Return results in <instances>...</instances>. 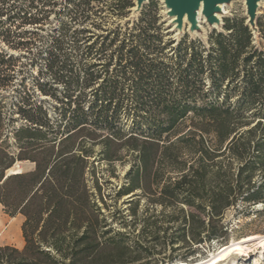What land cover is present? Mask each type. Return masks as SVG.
Returning a JSON list of instances; mask_svg holds the SVG:
<instances>
[{
	"label": "trees",
	"instance_id": "1",
	"mask_svg": "<svg viewBox=\"0 0 264 264\" xmlns=\"http://www.w3.org/2000/svg\"><path fill=\"white\" fill-rule=\"evenodd\" d=\"M59 1L0 0V43L12 49L31 48L33 28L62 1L59 13L69 19L34 53L44 54V67L33 86L20 83L11 111L1 92L13 85L18 58L0 50V204L23 217L24 240L21 248L0 245V264L186 262L199 247L226 240V210L261 203L264 213V48L256 42L264 40V17L256 19V35L240 18L205 38L174 39L148 0L136 17L95 33L87 28L101 27L93 16L101 24L129 17L133 0ZM66 39L81 58H103L101 68L74 64ZM98 78L104 86L90 89ZM122 79L130 87L124 98L115 90ZM35 92L55 103V118ZM112 142L128 157L117 194L127 196L123 225L141 222L136 238L112 230L95 202L97 195L105 204L98 180L95 192L88 183L95 147L111 162ZM17 161L33 168L5 177ZM141 197L147 205L140 210Z\"/></svg>",
	"mask_w": 264,
	"mask_h": 264
},
{
	"label": "rangeland",
	"instance_id": "2",
	"mask_svg": "<svg viewBox=\"0 0 264 264\" xmlns=\"http://www.w3.org/2000/svg\"><path fill=\"white\" fill-rule=\"evenodd\" d=\"M61 1V0H60ZM59 1V3H60ZM156 3L157 9L161 16V20L164 22L165 34L168 38H174L175 31L172 27L168 26L165 4L163 0H153ZM62 4L64 2L62 1ZM62 4H58L55 6L54 10L50 13L48 20L39 28H33L37 31L38 37L36 39V43L32 45L31 48H18L12 49L9 48L3 42L0 43V50L6 51L8 54L13 55L15 58H18L15 65L16 76L14 78L13 85L1 92L2 95L6 97L8 111H11L12 104L15 101L16 95L18 94V90L20 88V83L23 81L28 87L33 86V78L36 75L38 69H43L45 61L43 60V55L34 57V53L37 51H44L46 47L49 45V35L53 33L59 27L61 21H68V16L64 13H59V8ZM100 7V6H99ZM97 7L95 8V10ZM226 13H224L221 17L222 24L225 23L226 19H240L245 18V4L243 0L232 1L231 3L225 5ZM57 12L56 14L54 12ZM106 12V11H105ZM99 14V13H98ZM105 13H102L100 16H103ZM110 15V14H109ZM264 17V0L258 1L257 7V18ZM131 15L129 17H122V19H116L112 15L107 17L104 21V24L100 23V19L98 16H93V22L96 25L101 27L92 26L90 23H87V28L95 33H102L105 27L111 26L113 21L119 20V23L123 24L126 20L131 19ZM91 22V21H90ZM18 22H14L13 25H17ZM204 32L206 34L211 33L212 31H224L222 26H217L212 28L204 23ZM77 27V24H72ZM86 25V24H85ZM81 27V26H80ZM188 27V26H187ZM187 27H183V31L187 33L190 38L199 37V35L192 34L187 31ZM21 29H32L29 25L21 27ZM172 30V31H171ZM85 41V40H84ZM84 41L79 42L81 49L92 42L91 40L86 41V43L82 44ZM257 46L264 48V40H257ZM176 43H173L168 49H166L169 55H174V51L171 49L175 46ZM99 45H95V48H98ZM64 48L66 52H71L72 62L82 63L87 60L92 64H96L94 69H100L101 64L104 59L99 58L98 56H92L90 58L84 59L81 58L78 54H74L76 50L74 46L71 44L69 39L65 40ZM50 75L45 74L43 76L44 80H51ZM104 82L102 78H98L93 85L90 86V89H98L104 86ZM107 85H105L106 87ZM113 86V85H112ZM62 86H59L61 89ZM113 88V87H111ZM88 89V90H90ZM115 90L119 93L122 98L123 94L128 93L130 91V87L126 81L123 79L116 85ZM35 95H38V99L44 101L45 106L47 107L49 114L52 118H55L57 115V110L55 108V103L49 99L47 96H43L35 92ZM124 98V96H123ZM126 104V103H125ZM124 104V105H125ZM17 116V114H15ZM125 120V119H124ZM126 125H130V119L125 120ZM19 125L20 121L14 122ZM10 128V127H9ZM109 152L113 156V160L111 162H107L103 160L99 155H97V151L99 150V146L95 147L96 154L94 157L90 158V169L88 170L87 177L88 183L92 187V191L95 192V180H98V185L100 186V192L104 195L105 204H103L99 198V196L95 195V202L100 206L102 212L107 217L108 223H111L112 230L121 233H128L130 238H136L138 234L141 233V222H137L136 225H123L125 220V214L128 210V205L125 203L127 200V196L118 195L117 192H122V187L126 185L124 175L126 170L129 167V163L123 162L128 157L122 156V147L118 146L116 142H112L108 144ZM124 157V158H123ZM14 170L20 171H29L33 168V164L28 161H17L11 167ZM138 196H141V190H136ZM147 205L146 197H141L139 209L145 208ZM157 209L160 207L155 206ZM263 205L256 204L251 206L250 208L245 209L244 211H238L234 208H230L226 210L224 214V222L230 228L228 231V236L225 241L213 242L211 246H201L199 247L196 257L193 260L186 261L188 264H199L209 261L211 258L216 256L222 247H228L232 244H236L240 242L243 238L250 237L248 240L241 242L240 245L243 248L240 252L233 251L224 258V261L219 262L218 264H264V213L259 212L262 210ZM23 222V217L20 214H16L14 216L6 213L3 206L0 204V245H12L17 248H21L24 245V240L21 232V225ZM107 227L102 228L105 230ZM174 225L171 229H167L166 232L171 233L174 232ZM163 231L160 230L159 234H162ZM177 246V245H175ZM169 255V254H168ZM181 260H176L174 262H167L165 264H176Z\"/></svg>",
	"mask_w": 264,
	"mask_h": 264
},
{
	"label": "water",
	"instance_id": "3",
	"mask_svg": "<svg viewBox=\"0 0 264 264\" xmlns=\"http://www.w3.org/2000/svg\"><path fill=\"white\" fill-rule=\"evenodd\" d=\"M232 1L236 0H163L164 6L167 9L166 16L167 20L173 18L171 22L168 21L169 29L174 27L175 38H179L185 32L183 31L184 23L183 18L186 17L187 22L190 24V27H187V31L193 33V30L197 26V10L200 5L202 7L201 13L206 19V23L212 27V23L215 21L214 13L220 11L217 7L219 4L227 5ZM259 0H244L246 6V20L245 23L250 27L253 34L257 33L256 19H257V7ZM134 6L130 8L131 17H136L143 5H145L148 0H133ZM222 26V22L219 21L218 26ZM213 28V27H212ZM172 31V30H171ZM206 33L202 32L199 35V38H205ZM21 172V171H18ZM12 174L10 169L6 171V176ZM176 264H179L177 262Z\"/></svg>",
	"mask_w": 264,
	"mask_h": 264
},
{
	"label": "bare ground",
	"instance_id": "4",
	"mask_svg": "<svg viewBox=\"0 0 264 264\" xmlns=\"http://www.w3.org/2000/svg\"><path fill=\"white\" fill-rule=\"evenodd\" d=\"M244 4H245V2H244ZM217 7L220 9V11H217V12L214 13L215 21L212 23V27L213 28L218 26L219 21H221L222 15L224 13H226L224 4H219ZM201 9H202V7L200 5L199 9L197 10V16H196L197 26L193 30V33H192V34H195V35H200L202 32H204L205 28H204V25L202 23L208 25L206 23V19L204 18V16L201 13ZM245 11H246V6H245ZM172 20H173V18H170L169 22H171ZM183 23H184V27H187V26L190 27V24L187 22L186 17L183 18ZM172 29H174V27H172ZM10 171L12 173H17L20 170H14L13 168H10ZM251 237L252 236L243 238L240 242H238L236 244H232V245H230L228 247H222V249L220 250V252L216 256H214L213 258H211L207 262L199 263V264H218L219 262L224 261L223 259L226 258L227 255L229 253L233 252V251H237V252L241 253V250H243V248L241 247L240 243L248 240ZM179 264H188V263L180 261Z\"/></svg>",
	"mask_w": 264,
	"mask_h": 264
},
{
	"label": "crops",
	"instance_id": "5",
	"mask_svg": "<svg viewBox=\"0 0 264 264\" xmlns=\"http://www.w3.org/2000/svg\"><path fill=\"white\" fill-rule=\"evenodd\" d=\"M7 245V244H6Z\"/></svg>",
	"mask_w": 264,
	"mask_h": 264
}]
</instances>
